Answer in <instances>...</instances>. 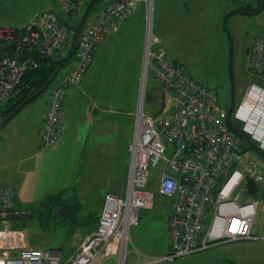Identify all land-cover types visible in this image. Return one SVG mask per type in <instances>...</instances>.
<instances>
[{"label": "built area", "instance_id": "built-area-1", "mask_svg": "<svg viewBox=\"0 0 264 264\" xmlns=\"http://www.w3.org/2000/svg\"><path fill=\"white\" fill-rule=\"evenodd\" d=\"M53 1L57 8L38 12L24 25L0 26V41L15 51L0 57V104L26 71L39 65L30 55L19 59L21 49L34 48L37 57L65 55L69 26L59 14L71 13L74 0ZM140 1L149 19L153 0H105L97 14L89 12L77 39L74 66L50 89L39 148L61 144L63 102L69 89L81 83L106 34L117 31ZM160 42L147 28L124 194H105L96 225L78 240L67 264H158L225 242L264 240V219L258 233L253 232L264 200L248 196V182L264 188L263 156L246 148L243 137L229 126L215 88L178 63ZM245 67L264 80V33L248 46ZM154 89H160V101L148 100L145 109L144 93ZM242 100L254 106L245 118L248 125L241 129L264 151V87L251 84ZM158 165L157 189L171 200L169 249L164 255H137L128 261L129 229L138 223L140 210L153 205L151 169ZM15 199L14 189L0 184V264H60L61 249L31 245L26 230L10 225Z\"/></svg>", "mask_w": 264, "mask_h": 264}, {"label": "crops", "instance_id": "crops-1", "mask_svg": "<svg viewBox=\"0 0 264 264\" xmlns=\"http://www.w3.org/2000/svg\"><path fill=\"white\" fill-rule=\"evenodd\" d=\"M104 1L100 0L99 7L90 13L97 14ZM258 1L153 0L149 19L145 12L144 2L140 1L137 10L120 23L117 31L106 34L81 83L69 89L63 102L64 116L60 145L50 150H39L38 136L41 116L50 90L44 100L31 101L33 100L31 99V102H26L21 107L22 109L20 108L0 127V184L11 186L17 198L20 194L16 188L21 187L27 180H34L33 170L35 169L40 178L42 174H45V178L41 180L42 185L36 183L37 187L40 185L43 189H54L59 191V194L66 192L68 196L66 204L56 202L57 209L63 215H67L69 207L74 205L73 199L69 196H73L75 190H78L79 195H82L88 203L94 202V206L86 209L89 211L87 213L96 214L93 227L87 229L81 237L83 238L96 225L105 194L112 192L122 196L125 191L129 161L128 146L132 139L137 102L135 103L134 100L133 106L124 110L114 106L113 96L103 90L104 84L109 81L107 78L111 76L122 79L128 76L132 78V83L140 82L144 38L149 28L160 38V44L167 53L195 76L205 81L203 73L187 64L177 49L171 48L174 38L184 32L193 34L212 29L214 34H217V38L221 40L220 47L222 44L223 47L227 46L228 32L232 33L229 20H232L235 25L238 20L250 13H257H243L238 9L246 4L252 8V5ZM261 1L262 6L257 14L264 10V0ZM240 2L245 4L242 5ZM80 3L82 5L84 2ZM46 8L55 9L57 6L53 0H0V26L24 25L35 14ZM59 15L63 18L65 14L60 13ZM263 23L258 28L259 32L251 34L246 39L247 42L243 40V73L250 74L245 90L251 84L256 87L264 86V80L258 76L257 78L245 67L247 48L257 34L264 33ZM74 61L73 58L70 68L74 66ZM93 71L94 76H91ZM253 106L254 103L251 101L243 104L240 107L241 112L239 110L236 112V117L233 116L234 120L238 122V117L240 120L245 119ZM29 137L32 143L27 140ZM26 168L31 169L30 173L22 177L23 169ZM151 176L152 179L158 177L152 173ZM154 191V198H160L163 209L154 214L143 212V210L154 208L155 202L153 201L151 208L140 210L138 223L130 227L128 247L135 257L137 255L141 258L160 256L167 253L169 249L167 217L171 200L163 197L156 189ZM259 210L262 211L263 217L258 228L264 219V201ZM247 240L256 241V239H243L225 242L221 243L222 245L217 244L219 246L213 245L198 251L197 254L198 256L201 253L205 254L210 264H233L232 257L226 254L225 249H222L224 244ZM259 242L258 244L264 248V243H262L264 240ZM252 253L247 254L246 259L243 258L244 264H252ZM253 257L260 259L259 254ZM190 259L186 257L182 264L195 261L194 259L190 261ZM260 260L259 264H264V254ZM173 261L175 259L171 262Z\"/></svg>", "mask_w": 264, "mask_h": 264}, {"label": "rangeland", "instance_id": "rangeland-1", "mask_svg": "<svg viewBox=\"0 0 264 264\" xmlns=\"http://www.w3.org/2000/svg\"><path fill=\"white\" fill-rule=\"evenodd\" d=\"M240 4L243 5L245 3L240 2ZM99 5L100 0L94 3V6L90 11L92 12L96 10ZM257 5L262 6V1L259 0L256 4L252 5V8H255L254 6ZM246 6L247 8H250L248 4H246ZM84 8L81 6L79 9L75 10L76 12L65 14L63 19H65L69 25L73 27L76 26L78 28L79 19L82 15V12L84 11ZM257 13H250V15L245 16V18L238 20L235 25L232 20H229L228 23L230 24L232 33L228 32L227 46L224 45L223 47L222 44V47H220L221 40L217 38V34H214V30L212 29L205 30L202 33L197 32L193 34H187L184 32L183 34L174 38L173 47L171 46V48H174L175 50L177 49V51H179L180 55L184 57L187 64L205 75L204 80L207 82V84L215 88L217 92L218 104L225 111H227L230 103V78L232 79L233 97L234 100H236V106L234 108L233 115L231 114V118H233V120V116L236 115V112H238L240 107L243 105V94L247 91V89L245 90V86L248 85L247 83L249 82L250 76V74L243 73V40L247 42L246 39L251 34L259 32L260 29L258 28L260 24L264 22V10L259 14ZM224 26L226 27L227 25L225 24ZM262 28L264 31V23ZM69 41H71V35L68 37V42ZM230 41L232 46L231 64L229 69L228 64L230 55ZM72 61L73 58L71 61L61 66V70L59 71L57 77L47 85L42 93H40L31 101L44 100L58 78L70 68ZM91 76H94V71L92 72ZM107 79L109 81L104 84L105 87L103 90L109 95L113 96L112 104L114 106L124 110L132 107L134 100L135 103L137 102L140 84L139 81L136 84L132 83V78H129L128 76L122 77V79L120 77L109 76ZM263 101L264 100L260 101V103H263ZM149 103L150 101L148 100L144 102L145 109L148 108ZM249 113L250 111L248 114ZM238 118V122L236 121V123L239 126L243 127L248 125L246 119L240 120ZM30 139V137L27 138V140L31 142ZM39 150L45 151L50 149L39 148ZM30 170L28 168L23 169V174H21V176L23 177L25 174L28 176ZM159 171V165L151 169L152 175H158ZM33 172L34 180H27L21 187L16 188L20 194L15 199L16 208L19 210L17 209L14 217L10 219V225L15 229L26 230L29 243L31 244L32 242L31 245L40 246L47 250L51 248L61 249L60 264H67L68 258L74 251L78 239L82 237L87 229L92 228L94 225L96 214L87 213L89 211L86 210L87 208L94 206V202L88 203L84 197H82V195H79L78 190H75L74 195L69 196L73 199L74 205L69 207V213L67 215H63L62 212L57 209L56 202L66 204L68 200V196L65 194L66 192L59 194V191L57 192L54 189L41 188V180L45 178V174H42L40 178L35 169ZM36 183H40L39 187H37ZM151 187L152 189H156L158 192L156 177H154ZM162 196L165 197L164 195ZM159 199V197L154 198V208L150 210H143V212L145 211L154 214L155 212L163 209L162 201H159ZM262 217V211L258 210L253 224V232L258 233V225ZM208 222L209 219L207 220V223ZM259 241L247 240L227 243L224 244L222 249H225L227 251L226 254H229L232 257L233 264H244L243 258L246 259V255L251 252H253L251 263L259 264V262H261L260 259L263 258L264 254V248L261 244H258ZM197 253L198 251L188 256L177 258L173 262L164 261L159 264H182V261L186 257L191 258L190 261L192 259L195 260L189 264H210L208 263L207 256H204L205 254L201 253L198 256ZM255 254L260 255L259 260L253 257ZM132 256L134 259L135 255L129 251L128 261ZM146 257H142V259ZM186 263L188 264V262ZM108 264H111V261H108Z\"/></svg>", "mask_w": 264, "mask_h": 264}, {"label": "trees", "instance_id": "trees-1", "mask_svg": "<svg viewBox=\"0 0 264 264\" xmlns=\"http://www.w3.org/2000/svg\"><path fill=\"white\" fill-rule=\"evenodd\" d=\"M81 1L84 2L82 3V5L80 3ZM89 1L90 0H84V1L74 0V9L71 13L76 12L75 10L81 6H83L84 8L89 3ZM97 1L98 0H95V2ZM94 3L92 7L94 6ZM260 9L261 6H257L256 8H247V6H243L238 10H240L243 13H250L251 11L258 12ZM60 19L65 21V19H63L62 17ZM65 22L67 23V21ZM76 31H77L76 26L73 27L69 25L68 33L69 35H71V41L69 42L67 41L65 45V55L61 57L58 55L52 57H37V53L34 48L24 47L23 49H21V52L19 54V59H22L23 56L26 57L30 55L38 60L39 65L38 67L35 68H29L26 71L21 83L17 87H15L11 91V93L7 96V98L0 104V119L2 121L11 111H13L16 107H18L19 104H21L25 99L29 97H32V99H34L36 96L42 93L47 87V85L57 77L59 71L61 70V66L71 61L72 58H74V53L72 54V51L74 48ZM14 52H15L14 48L10 44L0 41V57L5 54H13ZM56 70H58L57 73ZM36 92H39V94L34 96ZM228 124L229 126L232 127L238 125L233 120V118L229 120ZM243 140L245 147L251 149V147L248 146V143L245 141L244 138ZM253 144L256 147L254 142ZM257 150L259 151V154L264 158V151H261L259 149ZM250 195L264 199V188H260L257 184L248 182V196Z\"/></svg>", "mask_w": 264, "mask_h": 264}, {"label": "water", "instance_id": "water-1", "mask_svg": "<svg viewBox=\"0 0 264 264\" xmlns=\"http://www.w3.org/2000/svg\"><path fill=\"white\" fill-rule=\"evenodd\" d=\"M95 2V0H90L89 3L85 6L84 8V11L82 12V15L79 19V23H78V28H77V31H76V36H75V40H74V48H73V51H72V54L74 53L75 51V48H76V43H77V39L80 35V32H81V29H82V26H83V23H84V20L85 18L87 17V15L89 14L90 10H91V7L93 5V3ZM66 26H69L68 23H66ZM231 41H230V55H229V64H228V68L230 69V64H231ZM58 72V70H56V73ZM39 92H36L34 94V96L38 95ZM230 103H229V106L227 108V111H226V120H227V123H229V120L231 118V111H232V108H233V101H234V97H233V81L232 79L230 78ZM160 96H161V91L160 89H154L152 91H147L146 92V96H145V99L146 100H150V99H156L158 100V102L160 101ZM32 99V97H29L27 99H25L21 104H19L18 107H16L13 111H11L5 118L3 121H1L0 123V127L3 126V124L10 118L12 117L26 102L30 101ZM233 131L239 133L244 139L245 141L248 143V146L251 147L252 150L254 151H257L256 147L254 146L253 142L249 139L248 135L241 129V128H235V127H232ZM258 152V151H257Z\"/></svg>", "mask_w": 264, "mask_h": 264}, {"label": "flooded vegetation", "instance_id": "flooded-vegetation-1", "mask_svg": "<svg viewBox=\"0 0 264 264\" xmlns=\"http://www.w3.org/2000/svg\"><path fill=\"white\" fill-rule=\"evenodd\" d=\"M235 106H236V100H234L233 101V108H232V112H231V114L233 115V111H234V108H235ZM235 121V120H234ZM236 122V121H235ZM237 124V123H236ZM235 128H241V126H238V125H236V126H234Z\"/></svg>", "mask_w": 264, "mask_h": 264}, {"label": "bare ground", "instance_id": "bare-ground-1", "mask_svg": "<svg viewBox=\"0 0 264 264\" xmlns=\"http://www.w3.org/2000/svg\"><path fill=\"white\" fill-rule=\"evenodd\" d=\"M146 96V94L144 93V97Z\"/></svg>", "mask_w": 264, "mask_h": 264}]
</instances>
